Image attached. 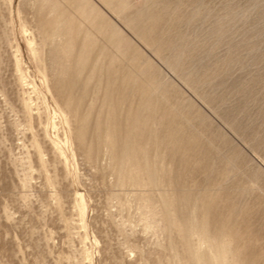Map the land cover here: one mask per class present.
Masks as SVG:
<instances>
[{"label":"rangeland","instance_id":"1","mask_svg":"<svg viewBox=\"0 0 264 264\" xmlns=\"http://www.w3.org/2000/svg\"><path fill=\"white\" fill-rule=\"evenodd\" d=\"M0 264H264V0H0Z\"/></svg>","mask_w":264,"mask_h":264},{"label":"bare ground","instance_id":"2","mask_svg":"<svg viewBox=\"0 0 264 264\" xmlns=\"http://www.w3.org/2000/svg\"><path fill=\"white\" fill-rule=\"evenodd\" d=\"M51 0H49V2H50ZM43 3H45V2H43ZM45 6V5H44ZM49 8V7H48ZM53 8H50V10H49V12L52 10ZM51 13V12H50ZM51 15V14H50ZM49 16V15H48ZM50 17V16H49ZM48 17V18H49ZM93 26V25H92ZM62 29V23L59 21V20H56L55 22H54V31H53V33H52V35H51V39H57V38H59V37H61V34H60V30ZM92 29V28H91ZM96 33V32H95ZM92 35V34H91ZM88 40V39H87ZM84 42H85V40H84ZM67 44V43H66ZM71 44H73V43H71ZM87 44H89L88 43V41H87ZM70 45V44H69ZM82 46L84 45V44H81ZM90 45V44H89ZM71 46V45H70ZM92 46V45H91ZM97 45H95V48H97L96 47ZM67 47V46H66ZM65 47V48H66ZM75 48V47H74ZM73 48V49H74ZM76 48H78L79 49V47H76ZM67 50V49H66ZM82 50V49H81ZM90 50V49H89ZM93 50V49H92ZM102 50V49H101ZM69 50H67V52H68ZM71 51V50H70ZM79 51V50H78ZM76 52H77V50H76ZM76 52L74 53V54H76ZM92 52V51H91ZM69 53V52H68ZM72 53V52H71ZM80 53H83V50H82V52H80ZM85 54H86V52H84ZM99 53V52H98ZM73 54V53H72ZM100 54V53H99ZM77 55V54H76ZM91 55V54H90ZM71 56V55H70ZM81 56V55H80ZM86 56H89V55H86ZM69 57V56H68ZM70 58V57H69ZM82 58H84V57H82ZM67 60H69V59H67ZM131 61V60H130ZM133 61V60H132ZM89 64V63H88ZM142 64V63H141ZM149 64V63H148ZM106 71H107V69H106ZM64 72V71H63ZM74 73V72H73ZM58 75V74H57ZM64 75V74H63ZM73 77V76H72ZM65 78V77H64ZM70 78V77H69ZM70 79H68V81H69ZM164 95H166V93L164 94ZM147 103V102H146ZM152 104V103H151ZM110 105V104H109ZM115 107V106H114ZM154 108V107H153ZM129 110V109H128ZM173 112V111H172ZM160 118V117H159ZM83 120H85V118H83ZM180 121V120H179ZM181 121H183V120H181ZM186 121V120H185ZM84 122V121H83ZM144 122V121H143ZM112 125H113V123H112ZM83 126V125H82ZM82 126H79V128H81ZM138 127V126H137ZM201 128V127H200ZM78 141L80 142V143H82V142H84V133H83V131H81L80 129H79V131H78ZM198 137V136H197ZM165 140V139H164ZM100 141V140H99ZM105 142H106V149H107V151H109V153H113L114 152V150H115V144H114V140H113V135L109 132V131H106V134H105ZM176 144V143H175ZM133 155H134V153H133ZM132 155V156H133ZM129 158H131V157H129ZM133 162V161H132ZM132 164V163H131ZM169 165V164H168ZM134 169V168H133ZM139 173H140V170H137V171H130V173H129V175H130V177H131V179L132 178H134L136 175H139ZM186 173V172H185ZM188 173V172H187ZM168 174V173H167ZM140 176V175H139ZM123 177V176H122ZM138 178V177H137ZM122 179V178H121ZM130 179V178H129ZM130 179V180H131ZM135 179V178H134ZM133 180V179H132ZM145 180V179H144ZM125 181V180H124ZM145 183V182H144ZM128 184V183H127ZM149 187V186H148ZM211 190V189H210ZM213 190V189H212ZM128 192V191H127ZM146 197V196H145ZM171 197V196H170ZM207 197V196H206ZM216 198H218V197H216ZM170 199V198H169ZM148 200V199H147ZM151 200V199H150ZM149 200V201H150ZM165 200H166V198H165ZM168 202V201H167ZM169 203H172V202H169ZM148 206H151L150 204H148ZM145 207H147V205L145 206ZM151 207H153V206H151ZM155 208V207H154ZM150 211V210H149ZM152 214V213H151ZM144 216V215H143ZM154 217V216H153ZM156 217V216H155ZM147 218H148V220H147V222H146V227H147V229H153V223H152V220L147 216ZM146 218V219H147ZM150 219V220H149Z\"/></svg>","mask_w":264,"mask_h":264}]
</instances>
